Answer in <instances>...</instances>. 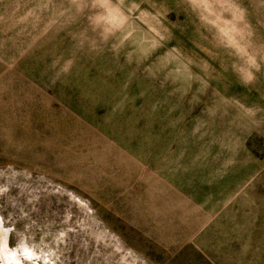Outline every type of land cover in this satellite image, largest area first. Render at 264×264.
Wrapping results in <instances>:
<instances>
[{
    "label": "rangeland",
    "instance_id": "rangeland-1",
    "mask_svg": "<svg viewBox=\"0 0 264 264\" xmlns=\"http://www.w3.org/2000/svg\"><path fill=\"white\" fill-rule=\"evenodd\" d=\"M0 219L18 264H264V0H0Z\"/></svg>",
    "mask_w": 264,
    "mask_h": 264
},
{
    "label": "bare ground",
    "instance_id": "bare-ground-1",
    "mask_svg": "<svg viewBox=\"0 0 264 264\" xmlns=\"http://www.w3.org/2000/svg\"><path fill=\"white\" fill-rule=\"evenodd\" d=\"M0 264H18L15 254L8 247V238L5 237V247L0 250Z\"/></svg>",
    "mask_w": 264,
    "mask_h": 264
},
{
    "label": "snow or ice",
    "instance_id": "snow-or-ice-1",
    "mask_svg": "<svg viewBox=\"0 0 264 264\" xmlns=\"http://www.w3.org/2000/svg\"><path fill=\"white\" fill-rule=\"evenodd\" d=\"M8 234V230L3 226V220L0 219V250L5 247V237Z\"/></svg>",
    "mask_w": 264,
    "mask_h": 264
}]
</instances>
